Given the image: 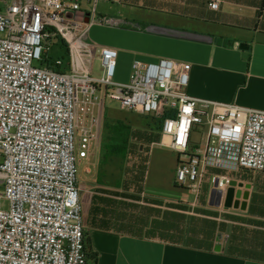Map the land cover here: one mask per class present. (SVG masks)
Segmentation results:
<instances>
[{
	"label": "built area",
	"instance_id": "2783aa9c",
	"mask_svg": "<svg viewBox=\"0 0 264 264\" xmlns=\"http://www.w3.org/2000/svg\"><path fill=\"white\" fill-rule=\"evenodd\" d=\"M110 1L0 0V264H89L78 162L99 140L108 96L168 113L162 144L178 154V185L199 192L210 167L225 172L211 180L224 190L231 171L264 172V110L191 96V62L135 59L130 80L116 79L119 49L89 40L94 24L116 21L97 16ZM53 40L68 58L42 64ZM195 127L206 140L192 149Z\"/></svg>",
	"mask_w": 264,
	"mask_h": 264
},
{
	"label": "crops",
	"instance_id": "0c3cea01",
	"mask_svg": "<svg viewBox=\"0 0 264 264\" xmlns=\"http://www.w3.org/2000/svg\"><path fill=\"white\" fill-rule=\"evenodd\" d=\"M211 1L99 3L97 16L127 27L116 28L124 41L106 44L119 49L116 79L130 80L135 59L169 57L192 63L191 96L264 110V0H218V9ZM85 3L82 8L91 9ZM102 27L92 26L91 42L103 45ZM133 34L142 44L137 49L127 42ZM103 136L78 171L85 243L97 254L89 264H264V172L231 171L232 180L245 184L236 190L248 198L239 207L217 206L211 182L194 199L179 195L176 176L149 185L152 149L176 175L174 150L162 144V130L136 124L125 158L116 160L104 149ZM224 173L210 167L205 178Z\"/></svg>",
	"mask_w": 264,
	"mask_h": 264
},
{
	"label": "rangeland",
	"instance_id": "374dc122",
	"mask_svg": "<svg viewBox=\"0 0 264 264\" xmlns=\"http://www.w3.org/2000/svg\"><path fill=\"white\" fill-rule=\"evenodd\" d=\"M7 1V0H4ZM91 4L89 3H85V6H88V8L92 7L90 6ZM100 9V7H99ZM98 25L103 26V31L104 34L106 35L107 38H105L102 43L103 45L105 44H109L108 40L111 39H119L121 41H124L125 38H123L124 34L123 31L121 30H117L116 28H127L124 26H113L111 23H105V24H99L96 23ZM104 35V37H105ZM128 45L134 49H137L139 47L142 46V44H138V35L137 34H133L130 35V37L127 39ZM54 43V44H52ZM52 44V49L50 51V55L53 57H65V59H67V48L64 45V43L62 41H56L53 40L51 42ZM119 60V59H118ZM125 66H126V62H125ZM119 69V67H118ZM96 71L97 73L100 72L99 70V62H96ZM118 71V70H117ZM98 114V106L96 107V115ZM109 119H125L126 122H130L132 123V125H134L133 127V131L135 130V125L140 123L142 120V116L139 113H135V112H131V111H126L123 110L121 108V104L119 101L112 99L111 97H106L105 99V104L104 107H102L101 110V131L100 134H103L104 131V125H105V120L106 118ZM205 140H206V133L204 129H200L195 127L192 131V138H191V148L193 149L194 145L195 147H204L205 145ZM176 155L178 156V154L174 151L173 153V157L175 159ZM150 161L152 160L151 164L149 165V185L152 187H156V184L158 183H163L165 182V178L166 180H168L170 178V176H173L172 178L175 179V169L173 170V172H170V168L167 169L166 165L161 163L160 161V155L158 150H154L152 149L151 154L149 156ZM82 160V159H81ZM80 160V161H81ZM78 162V171L79 169L82 168V164L81 162ZM177 165V163H176ZM172 173V175H171ZM174 173V174H173ZM209 180H207V178L204 177L203 183L200 187V191L197 192L195 189L192 190L189 187L186 186H182L179 185L178 187V192L179 195H187V194H191L192 199L195 198V196L197 197V194L199 197L202 196V193L204 191V186L206 183H209ZM181 197V196H179Z\"/></svg>",
	"mask_w": 264,
	"mask_h": 264
},
{
	"label": "trees",
	"instance_id": "16d2710c",
	"mask_svg": "<svg viewBox=\"0 0 264 264\" xmlns=\"http://www.w3.org/2000/svg\"><path fill=\"white\" fill-rule=\"evenodd\" d=\"M64 45L65 42L63 41ZM68 55V50H67ZM56 57L47 56L42 64L48 63L53 64ZM65 58V57H63ZM140 114V113H139ZM142 117L141 122L145 123L148 127H154L157 130H162L163 122L168 113L163 115H144L140 114ZM133 125L130 122H126L125 119H109L105 120L104 131H103V147L106 150H110L113 154L114 160L118 158H125L127 150L129 149V136L133 132ZM87 256L89 259L96 260L97 254L93 253L91 249L86 244Z\"/></svg>",
	"mask_w": 264,
	"mask_h": 264
},
{
	"label": "water",
	"instance_id": "95a60500",
	"mask_svg": "<svg viewBox=\"0 0 264 264\" xmlns=\"http://www.w3.org/2000/svg\"><path fill=\"white\" fill-rule=\"evenodd\" d=\"M241 48H249L248 45H241ZM219 178H216V181L213 185L212 192H211V200L213 201L215 198H217V206H221L223 203L226 206H236L239 207V205L242 203V201H245L248 198V192H244L241 189L236 190L237 186L243 187L245 184L243 182H238L237 180H231L229 182V186L226 190L219 189ZM247 189L249 188L248 185H246ZM245 203V202H243Z\"/></svg>",
	"mask_w": 264,
	"mask_h": 264
}]
</instances>
